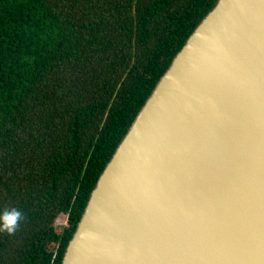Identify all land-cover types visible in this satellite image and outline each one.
<instances>
[{
  "label": "water",
  "instance_id": "1",
  "mask_svg": "<svg viewBox=\"0 0 264 264\" xmlns=\"http://www.w3.org/2000/svg\"><path fill=\"white\" fill-rule=\"evenodd\" d=\"M61 264H264V0H218L195 28Z\"/></svg>",
  "mask_w": 264,
  "mask_h": 264
},
{
  "label": "trees",
  "instance_id": "2",
  "mask_svg": "<svg viewBox=\"0 0 264 264\" xmlns=\"http://www.w3.org/2000/svg\"><path fill=\"white\" fill-rule=\"evenodd\" d=\"M218 0H0V264H61L98 178Z\"/></svg>",
  "mask_w": 264,
  "mask_h": 264
}]
</instances>
